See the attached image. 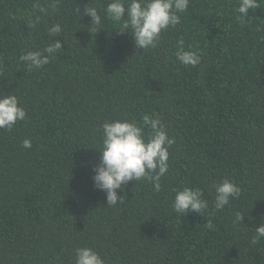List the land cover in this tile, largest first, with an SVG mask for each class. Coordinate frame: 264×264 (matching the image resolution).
<instances>
[{"label": "trees", "instance_id": "1", "mask_svg": "<svg viewBox=\"0 0 264 264\" xmlns=\"http://www.w3.org/2000/svg\"><path fill=\"white\" fill-rule=\"evenodd\" d=\"M0 264H264V0H0Z\"/></svg>", "mask_w": 264, "mask_h": 264}]
</instances>
